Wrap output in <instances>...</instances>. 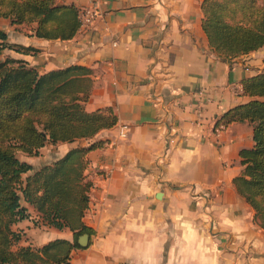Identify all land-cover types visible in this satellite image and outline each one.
Returning a JSON list of instances; mask_svg holds the SVG:
<instances>
[{"label":"crops","instance_id":"crops-1","mask_svg":"<svg viewBox=\"0 0 264 264\" xmlns=\"http://www.w3.org/2000/svg\"><path fill=\"white\" fill-rule=\"evenodd\" d=\"M201 1L98 0L94 21L65 40L18 32L23 24L0 18L8 43L36 49H7V56L39 73L88 68L84 109L110 107L116 116L93 136L104 146L86 155L91 187L81 221L91 233L69 251V264H264V228L233 184L239 150L253 145L252 127L215 129L225 110L248 100L240 81L264 67V44L230 64L221 60L202 31ZM86 143L46 144L38 153L52 147L54 157L38 166L19 159L37 169ZM45 228L50 238L25 243L73 240L66 227Z\"/></svg>","mask_w":264,"mask_h":264},{"label":"trees","instance_id":"trees-1","mask_svg":"<svg viewBox=\"0 0 264 264\" xmlns=\"http://www.w3.org/2000/svg\"><path fill=\"white\" fill-rule=\"evenodd\" d=\"M200 9L202 31L221 60L230 64L264 44V0H202ZM0 18L27 25L44 39H69L79 26L77 8L58 0H0ZM3 49L36 51L8 43L0 28V264H69V251L79 247L77 236L91 233L81 221L91 186L86 155L104 146L105 140L93 136L112 127L116 116L110 107L84 109L88 68L68 65L39 73L23 60L1 57ZM240 83L248 100L225 110L215 125L247 122L252 127L253 145L239 150L242 169L233 184L264 228V67ZM79 139L87 143L37 169L17 157ZM20 199L47 226L70 229L72 242L56 238L40 246H15L21 235L10 225L28 217Z\"/></svg>","mask_w":264,"mask_h":264},{"label":"rangeland","instance_id":"rangeland-1","mask_svg":"<svg viewBox=\"0 0 264 264\" xmlns=\"http://www.w3.org/2000/svg\"><path fill=\"white\" fill-rule=\"evenodd\" d=\"M5 25H6V23H1L2 27H6ZM28 28L29 27L27 25H20V26H15L14 30H16L18 32H24L25 33L26 31H23V29L28 30ZM10 53L11 52H9L7 49H3V50H1V57H5V56L9 55ZM52 150H53L52 147H50V148L47 147L44 150H42L40 153H38L36 156L28 157V158H27V156L20 154V153L17 154V156L20 159L30 160L31 163L33 164V166H38V165L42 164V161H46V160H49V158L54 157L53 156L54 153H52ZM85 174H86V178H88V174L87 173H85ZM20 204L21 205L27 204L29 207L31 206L28 203H26L23 199H20ZM25 227L26 228L33 227L34 230L31 231L30 236H27V234L24 232ZM45 227H50V226H47L42 221V219H40L39 215L34 210L29 211L28 217L26 219L20 220L19 222H16L15 224L10 225V228L12 230L17 231L18 234L21 235L20 240L16 242L15 246H22L25 242H27L28 244H31L33 242L34 243H40V242H43L46 239L50 238L51 233H49ZM32 234H33V236H32ZM27 243H25V244L27 245ZM23 246H25V245H23ZM29 246H31V245H29Z\"/></svg>","mask_w":264,"mask_h":264},{"label":"built area","instance_id":"built-area-1","mask_svg":"<svg viewBox=\"0 0 264 264\" xmlns=\"http://www.w3.org/2000/svg\"><path fill=\"white\" fill-rule=\"evenodd\" d=\"M98 14H99V12H98V0H88V4L82 5V6L77 8V17L79 20V26L78 27L84 28V27L89 26L94 21V19L96 18V16ZM201 91H203V90H201ZM223 127L224 126L222 124L215 125V129L217 131L221 130ZM117 133L120 137L125 136V132H124L123 128H120ZM99 173H100V176L102 178H106L109 175L107 170H102Z\"/></svg>","mask_w":264,"mask_h":264},{"label":"water","instance_id":"water-1","mask_svg":"<svg viewBox=\"0 0 264 264\" xmlns=\"http://www.w3.org/2000/svg\"><path fill=\"white\" fill-rule=\"evenodd\" d=\"M87 237H88V235L86 233L79 235L77 238L78 245L79 246H85V244L87 242Z\"/></svg>","mask_w":264,"mask_h":264}]
</instances>
